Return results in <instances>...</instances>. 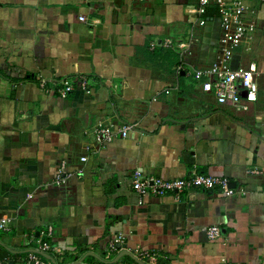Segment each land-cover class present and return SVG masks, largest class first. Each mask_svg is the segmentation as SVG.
Listing matches in <instances>:
<instances>
[{
	"label": "crops",
	"instance_id": "crops-1",
	"mask_svg": "<svg viewBox=\"0 0 264 264\" xmlns=\"http://www.w3.org/2000/svg\"><path fill=\"white\" fill-rule=\"evenodd\" d=\"M197 4L0 0V216L12 220L0 264H26L48 228L56 264H105L135 249L155 256L145 264H264V3H246L255 29L230 65L257 66L248 111L219 105L193 76L215 60L221 34L216 20L191 24ZM166 40H191L189 52ZM64 81L73 90L62 98ZM99 126L115 134L110 142L97 140ZM134 171L225 177L243 192L140 198ZM118 234L122 248L108 251Z\"/></svg>",
	"mask_w": 264,
	"mask_h": 264
},
{
	"label": "built area",
	"instance_id": "built-area-1",
	"mask_svg": "<svg viewBox=\"0 0 264 264\" xmlns=\"http://www.w3.org/2000/svg\"><path fill=\"white\" fill-rule=\"evenodd\" d=\"M251 0H198V4L191 10L194 15L191 22L194 26H203L208 19L219 22L221 34L215 60L204 69H196L193 76L197 81H201V90L206 93H213L216 102L219 105H231L239 107L242 111H248L249 105L257 100L258 86L255 80L257 76V66L254 62L248 63L246 66H238L232 68L231 60L234 51L243 43L249 40L248 36L255 29L253 21H247L245 14L248 10L246 3ZM264 3V0H254ZM215 12V16L207 17L210 10ZM83 20V17H79ZM175 43V44H174ZM191 40L172 42L165 41L166 47H175L182 56L189 52ZM246 50H250L246 47ZM181 70L178 67L177 72ZM81 87H85V80H82ZM42 88L46 87L45 81H40ZM73 87L68 82H61L58 94L65 98ZM242 93H245L243 96ZM129 127H125L119 134L124 137ZM96 138L99 142H110L115 134L108 129L99 126L95 130ZM82 162L86 161L85 157H81ZM65 163H61L55 177V184L60 185L64 180ZM132 190L141 198L146 195H154L157 197L167 195H178L184 191L199 189L202 191H218L225 196H232L236 193H242V190H235L231 186L230 181L225 177H215L211 175L196 174L185 178L161 179L157 177H147L140 171H134L131 175ZM31 198V195H28ZM141 203V202H139ZM12 220L8 217L0 216V232L11 230ZM51 229L48 228L39 233L40 238L37 239L39 252H47L50 250V244L46 240L51 236ZM209 240H215L220 236V230L216 226H211L206 231ZM124 244V236L118 234L111 239L108 244V251L118 252ZM119 246V248L117 247ZM131 255L139 260L147 259L149 262L156 260L155 256L146 251L135 249L130 252ZM26 264H50L46 259L37 253L29 252L24 259ZM105 264H137L134 261L115 262ZM221 264H229L226 258H221Z\"/></svg>",
	"mask_w": 264,
	"mask_h": 264
},
{
	"label": "water",
	"instance_id": "water-1",
	"mask_svg": "<svg viewBox=\"0 0 264 264\" xmlns=\"http://www.w3.org/2000/svg\"><path fill=\"white\" fill-rule=\"evenodd\" d=\"M242 95L244 96L245 95V93H242ZM231 186H234V183H231ZM30 252H33V253H37V254H39L40 256H42L44 259H47V260H49L52 264H56L55 263V261L49 256V255H47L46 253H42V252H39V251H36V250H29ZM127 255L128 257H130L132 260H134L137 264H145V263H143V262H141L140 260H138V259H136V258H134L132 255H131V253H128V252H126V251H121L111 262H109V263H115L117 260H118V258L121 256V255ZM81 261H82V259L81 260H79V261H77L76 263H74V264H80L81 263Z\"/></svg>",
	"mask_w": 264,
	"mask_h": 264
},
{
	"label": "trees",
	"instance_id": "trees-1",
	"mask_svg": "<svg viewBox=\"0 0 264 264\" xmlns=\"http://www.w3.org/2000/svg\"><path fill=\"white\" fill-rule=\"evenodd\" d=\"M212 16H215V12L211 9L208 14L207 17L211 18Z\"/></svg>",
	"mask_w": 264,
	"mask_h": 264
}]
</instances>
